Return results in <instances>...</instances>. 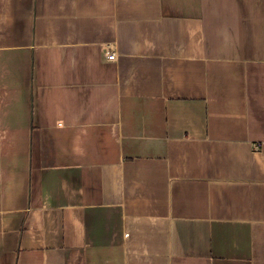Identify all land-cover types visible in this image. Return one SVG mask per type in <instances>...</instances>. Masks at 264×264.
Masks as SVG:
<instances>
[{
	"label": "crops",
	"instance_id": "1",
	"mask_svg": "<svg viewBox=\"0 0 264 264\" xmlns=\"http://www.w3.org/2000/svg\"><path fill=\"white\" fill-rule=\"evenodd\" d=\"M0 264H264V0H0Z\"/></svg>",
	"mask_w": 264,
	"mask_h": 264
},
{
	"label": "built area",
	"instance_id": "2",
	"mask_svg": "<svg viewBox=\"0 0 264 264\" xmlns=\"http://www.w3.org/2000/svg\"><path fill=\"white\" fill-rule=\"evenodd\" d=\"M109 58H110V59H115V58H116V55H115V54H110V55H109Z\"/></svg>",
	"mask_w": 264,
	"mask_h": 264
}]
</instances>
